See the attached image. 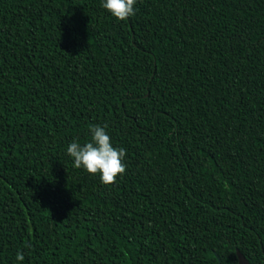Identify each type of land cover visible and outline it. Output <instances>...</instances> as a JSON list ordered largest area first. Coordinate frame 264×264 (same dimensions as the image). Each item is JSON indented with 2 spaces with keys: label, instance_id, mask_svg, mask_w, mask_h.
<instances>
[{
  "label": "trees",
  "instance_id": "trees-1",
  "mask_svg": "<svg viewBox=\"0 0 264 264\" xmlns=\"http://www.w3.org/2000/svg\"><path fill=\"white\" fill-rule=\"evenodd\" d=\"M264 264V0H0V264Z\"/></svg>",
  "mask_w": 264,
  "mask_h": 264
},
{
  "label": "water",
  "instance_id": "water-1",
  "mask_svg": "<svg viewBox=\"0 0 264 264\" xmlns=\"http://www.w3.org/2000/svg\"><path fill=\"white\" fill-rule=\"evenodd\" d=\"M237 256L239 264H252L248 257L240 249H237Z\"/></svg>",
  "mask_w": 264,
  "mask_h": 264
}]
</instances>
